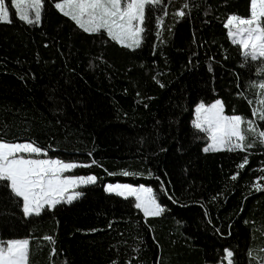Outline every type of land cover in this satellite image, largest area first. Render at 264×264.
Here are the masks:
<instances>
[{"label": "trees", "instance_id": "1", "mask_svg": "<svg viewBox=\"0 0 264 264\" xmlns=\"http://www.w3.org/2000/svg\"><path fill=\"white\" fill-rule=\"evenodd\" d=\"M184 2L168 7L166 42L156 37L154 14L135 51L78 32L51 0L40 25L0 22V137L33 140L52 157L98 162L73 173L95 174L97 184L54 214L25 220L0 198V238H30V264H220L224 247L234 251V264L264 257V192L249 194L264 175V147L250 150L231 181L246 153H205L191 126L201 99H222L227 114L252 118L247 100L255 106L259 89L249 84L264 76L257 63L244 64L223 26L228 14L247 16L250 0H190L189 14L174 18ZM109 182L151 186L167 211L145 220L134 198L103 190Z\"/></svg>", "mask_w": 264, "mask_h": 264}, {"label": "snow or ice", "instance_id": "2", "mask_svg": "<svg viewBox=\"0 0 264 264\" xmlns=\"http://www.w3.org/2000/svg\"><path fill=\"white\" fill-rule=\"evenodd\" d=\"M47 2L48 0H10L9 4L6 0H0V22L11 24L15 17L27 25H40ZM51 3L59 14L72 22L78 32L99 39L101 44L114 43L133 51L140 49L144 43L155 14L156 37L166 42L163 41L164 18L169 15L168 7L172 0H167V3L165 0H51ZM191 7L190 0H185L172 15L176 19L184 18L189 14L186 10ZM223 26L231 44L239 48L244 64L257 63L258 73L264 76V0H250L247 16L228 14ZM153 79L161 88L165 87L157 77L154 76ZM249 86L259 89L255 106L253 99L247 100L252 106V118L241 114H227L222 99H214L210 103L201 99L194 105V119L191 120V126L198 134H202L196 138L206 141L203 152L227 150L246 153L237 165V171L230 176L231 181H237L240 170H244L249 164L250 150L257 146L264 147V127L261 125L264 122V79H260L258 83L250 82ZM144 107L147 108L148 105L145 104ZM49 150L33 140H8L0 137V198H6L17 208L22 219L31 220L42 214H54L59 207L72 205L83 197V188L98 182L99 177L95 174H73L78 168L97 164L95 159L90 163L65 160L50 156ZM161 151L167 150L161 148ZM88 155L91 156V153ZM261 171L264 172V169ZM108 175L115 173L109 172ZM122 175L143 174L124 170ZM151 175L149 172V176ZM103 190L124 200L134 198V207L142 212L145 220L149 217H161L167 211L156 191L145 184L109 182L104 185ZM161 190L174 203H179L163 184ZM253 190L264 192V175L257 176L250 184V195ZM247 223L246 220L245 224ZM216 231L219 232V229ZM43 239L53 245L55 243L51 235H46ZM30 243L31 239L28 237L0 238V264H30ZM50 255H56L54 246ZM234 255L231 248L224 247L220 264L225 261L226 264H234ZM247 255L257 259L253 257L251 249ZM259 264H264V257L259 258Z\"/></svg>", "mask_w": 264, "mask_h": 264}, {"label": "rangeland", "instance_id": "3", "mask_svg": "<svg viewBox=\"0 0 264 264\" xmlns=\"http://www.w3.org/2000/svg\"><path fill=\"white\" fill-rule=\"evenodd\" d=\"M193 119H194V116H193ZM209 264V263H208Z\"/></svg>", "mask_w": 264, "mask_h": 264}]
</instances>
